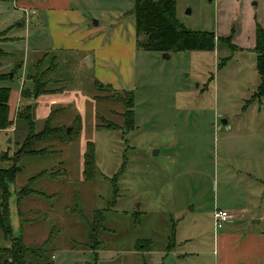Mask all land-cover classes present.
Instances as JSON below:
<instances>
[{
    "label": "rangeland",
    "instance_id": "374dc122",
    "mask_svg": "<svg viewBox=\"0 0 264 264\" xmlns=\"http://www.w3.org/2000/svg\"><path fill=\"white\" fill-rule=\"evenodd\" d=\"M77 5L97 17L103 10L131 13L134 0H84ZM18 7L19 0H0V38L6 33L17 36L0 40V50L12 53L0 56V74L17 72L21 59L23 64L27 60L26 67L33 66L35 75L36 69H47L45 80L51 78L47 87L68 90L65 115L77 114L62 126L69 127V133L80 126L62 147L51 143L53 137L41 141L39 146L49 145L44 147L46 153L23 157L8 185L13 234L22 233L24 244L38 250L27 260L32 264H236L238 252H232V243L223 249L217 236L229 228L242 234L264 231V94L255 95L260 78L253 49L255 23L264 27V0H176L178 22L192 31L213 32L214 49L170 52L168 59L161 52L139 49L133 78L127 86L121 83L123 90L133 92L134 127L129 130L121 128L125 108L121 112L122 103L116 99L128 95L111 86L95 89L91 75L79 69L78 53L37 54L32 43L39 38L43 44L46 36L36 39L32 30L17 26L29 15ZM228 35L236 45L233 49L217 41ZM28 71L20 74L23 88L31 89ZM20 74L1 84L19 85ZM62 76L63 82L62 78L53 82ZM76 90L82 96L92 91L98 101L110 103L108 110L102 103L81 118L83 111L72 92ZM17 110L9 117L13 124L0 130L2 169L13 164L27 133L25 126L15 125ZM94 118L104 127L110 123L120 128H99ZM44 121H35V131L43 128ZM50 124L59 126L53 120ZM87 141L94 142L96 153L91 181L81 175ZM58 161L65 166L50 168V173L31 183L40 195L26 197L17 207L16 189ZM221 208L233 219L214 229L212 213ZM100 210L103 218L97 215ZM259 215L262 222L251 224ZM95 226L97 236L91 242ZM8 244L0 231V246Z\"/></svg>",
    "mask_w": 264,
    "mask_h": 264
},
{
    "label": "crops",
    "instance_id": "0c3cea01",
    "mask_svg": "<svg viewBox=\"0 0 264 264\" xmlns=\"http://www.w3.org/2000/svg\"><path fill=\"white\" fill-rule=\"evenodd\" d=\"M79 1L84 0H19L20 7L18 8L26 10L29 12V15H27L26 20L25 17L22 18L17 26H24L26 30H32L37 35L36 39L41 36H46L45 43L42 44L39 38L37 39L38 41L32 43V46H35L37 49V54L52 51L57 54H66L69 52L72 54L73 52L78 53L79 61L77 64L79 69L88 72L92 77L91 79H96L104 85H110L115 90H123V84L121 83L124 82L127 86L129 80L133 78V60L135 53L139 50L136 46L134 17H132V14H126L123 9L103 10L96 17L95 14L88 13L82 7L78 6ZM102 18L106 21L105 24L102 23ZM93 20L96 21V24L92 22ZM15 34L8 36V33H6L0 40L7 41L15 39L17 37ZM26 61L24 60L22 67L13 76L26 71ZM19 77V85L16 86L10 87L0 82V86L10 87L8 100L10 119L13 113L23 103L20 93L24 83L22 82L21 74ZM59 78H62L63 82V76L52 80L56 83L60 80ZM72 92L76 94V100L79 101L77 107L83 111V114L79 115L81 118L85 113L96 111V105L100 106L102 103L105 111L108 110L110 103L107 104L108 101L106 100H103V102L98 101L94 98L92 91L86 93L87 95L89 94L90 98L86 97L87 95L82 96L79 90ZM69 98L68 90L64 86L61 90L56 89L55 92L41 94L33 98L30 102L32 104L34 122L41 119H45L46 121L50 113L53 115L55 110H58V112L55 114L56 118H51V122L53 120L59 126L70 123L71 120L73 122L77 114L67 116L65 115L66 106L63 107ZM123 110L124 106L121 104V112ZM94 122L98 125L96 118H94ZM44 139L49 140V137ZM44 139L38 141L35 148L41 149L48 147L49 145L39 146V143ZM50 139L52 141L51 143L55 142L58 146L62 147V142L53 138ZM84 151L85 148L83 153ZM83 153L81 155V164ZM62 166H65L64 161H58L57 164L41 170L55 169L56 167ZM41 170H38V172ZM221 209L226 210L224 208ZM228 213L230 212L228 211ZM230 214L232 215V213ZM231 219H233V216L227 222ZM255 220H258V222H252ZM262 220L263 217L259 215L258 218L251 220V224H260ZM232 231L230 228L227 231H222L217 236V245L220 244L223 249H226L228 244L232 243V252H238V260L235 261L236 264H264V231H253L247 232L246 234L236 233L235 231L232 233Z\"/></svg>",
    "mask_w": 264,
    "mask_h": 264
},
{
    "label": "trees",
    "instance_id": "16d2710c",
    "mask_svg": "<svg viewBox=\"0 0 264 264\" xmlns=\"http://www.w3.org/2000/svg\"><path fill=\"white\" fill-rule=\"evenodd\" d=\"M175 5L176 0H134V8L132 12H126V14L133 13L134 16L137 48L145 51H156L161 53H170L182 50H213L215 46L214 33L211 31H192L185 28L176 18ZM254 34L255 45L253 49L257 57L256 70L260 78L255 95L261 96L264 94V27H261L257 22L255 23ZM217 41L226 43L231 49L236 46L231 43V35L223 38L217 37ZM3 55L10 57L12 53H6L5 51L0 50V56ZM41 62L42 60L38 61L37 65H40ZM22 65V59L17 61L16 69L18 70ZM55 66L57 65L53 64V68ZM26 68L28 71L29 67ZM31 69H33V66L29 68L27 78L32 81V88H22L20 95L23 100H26V102H23L20 107H18L15 116L16 127L19 125L25 126L27 133L23 143L13 155V164L7 169L0 168V231L3 238L9 243L8 245L0 246V264H32L27 259L31 255H34L35 252H38V250L30 249L24 244L22 240V233L18 236H14L13 234L9 209V198L11 193L8 185L14 181L16 173L20 170V166L18 165L19 161L28 155L46 153L44 148H35V144L38 141L47 137H53L57 138L61 142H67L74 135V133H78L80 130L79 126L77 130L69 133L67 132V127L65 126L51 127L50 120L53 115L50 113L43 128L40 131H35V122L32 115V104L30 101L41 94L55 92L56 89L47 87L48 84L51 83V78H46L45 80L44 77L48 73L47 69L44 71L36 69L35 72L38 73V76L33 74ZM49 71H51L50 67ZM15 72L16 71L11 72L12 74H0V82L3 80H10ZM91 80L97 90L110 89V85H104L96 79ZM59 89L61 90L62 87H59ZM116 92L113 93L115 94ZM123 93H126L128 96L126 97L120 95L116 99H118L125 108L123 112L124 122L121 128L129 130L134 127V98L131 90H123ZM9 96L10 87L0 86V130L9 128L13 124V122L9 119ZM97 126L108 130L120 128L110 123H107L105 127L99 124ZM82 157L83 169L81 175L84 177V180L91 181L94 179L93 175L96 169V153L93 141L86 142L85 151ZM50 170L53 169L41 170L36 175L29 178L26 184L16 189L17 207L20 206V203L26 197L39 194L31 187V183H33L36 177L39 178L46 173H50ZM97 212L99 213L97 215L103 218V211L100 210ZM19 214H21V211H19ZM19 227L21 232L22 228L20 225ZM96 232L97 227L95 226L92 228L90 236V240H92L91 242H94V238L97 236ZM91 249H97V247H92Z\"/></svg>",
    "mask_w": 264,
    "mask_h": 264
},
{
    "label": "built area",
    "instance_id": "2783aa9c",
    "mask_svg": "<svg viewBox=\"0 0 264 264\" xmlns=\"http://www.w3.org/2000/svg\"><path fill=\"white\" fill-rule=\"evenodd\" d=\"M231 218V215L226 210L215 209L212 213V223L214 229L221 228L225 222Z\"/></svg>",
    "mask_w": 264,
    "mask_h": 264
},
{
    "label": "water",
    "instance_id": "95a60500",
    "mask_svg": "<svg viewBox=\"0 0 264 264\" xmlns=\"http://www.w3.org/2000/svg\"><path fill=\"white\" fill-rule=\"evenodd\" d=\"M92 22H93L94 24H96V21L93 20ZM162 57L168 59V58H169V55H168V53H163ZM222 123L225 124L226 121L222 120ZM69 130H70V128L67 127V132H69ZM9 141H10V139H9ZM252 222H256V223H257L258 220H255V221H252Z\"/></svg>",
    "mask_w": 264,
    "mask_h": 264
}]
</instances>
